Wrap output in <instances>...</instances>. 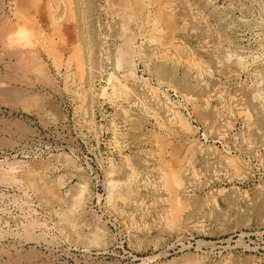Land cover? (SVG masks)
Returning a JSON list of instances; mask_svg holds the SVG:
<instances>
[{"label": "rangeland", "instance_id": "374dc122", "mask_svg": "<svg viewBox=\"0 0 264 264\" xmlns=\"http://www.w3.org/2000/svg\"><path fill=\"white\" fill-rule=\"evenodd\" d=\"M36 2L0 0L37 27L0 50V264H264V0Z\"/></svg>", "mask_w": 264, "mask_h": 264}, {"label": "bare ground", "instance_id": "6f19581e", "mask_svg": "<svg viewBox=\"0 0 264 264\" xmlns=\"http://www.w3.org/2000/svg\"><path fill=\"white\" fill-rule=\"evenodd\" d=\"M19 1V0H18ZM38 2L40 0H37ZM14 2V1H13ZM21 2V1H20ZM24 3L31 5L33 7H36L38 9V5L36 0H23ZM15 3V2H14ZM40 3V2H39ZM20 5V4H18ZM15 6V5H14ZM16 7V6H15ZM18 7V6H17ZM14 8V7H13ZM20 9V8H19ZM27 8H25L26 10ZM36 9V11H37ZM40 9V8H39ZM38 9V10H39ZM15 10V9H14ZM24 10V9H23ZM30 11V9H28ZM32 10V9H31ZM34 10V9H33ZM15 12V11H14ZM26 12V11H25ZM44 12V11H43ZM31 13V12H30ZM33 13V12H32ZM37 13V12H36ZM19 14V13H17ZM23 14V13H22ZM35 15V14H34ZM33 15V16H34ZM1 16V15H0ZM3 16V15H2ZM1 16V17H2ZM47 16V15H46ZM0 17V50L3 52V54H6L9 59H20L22 57H25L26 54L30 55L29 53L32 51V48L34 47L32 44V36L34 33V30L37 29V27L34 29L33 24L30 22H27L29 20H25L22 16L21 13L20 15H16L14 19H9L7 17ZM25 17V16H24ZM34 18V17H33ZM35 20V19H34ZM43 21V20H42ZM63 23V22H62ZM46 24V23H45ZM55 24V23H54ZM64 26V25H63ZM54 27V26H53ZM42 31V30H41ZM48 31V30H47ZM37 32V30H36ZM54 32V31H53ZM65 32V28L61 26L58 27V34H63ZM68 33V32H67ZM72 33V32H71ZM41 35V33H40ZM43 35V34H42ZM62 36V35H61ZM70 36V35H69ZM59 38V37H58ZM50 39V38H49ZM32 40V41H31ZM46 40V39H45ZM61 40V38H60ZM68 40V39H67ZM72 42V41H71ZM54 43V42H53ZM67 43V42H66ZM52 45V44H51ZM50 45V46H51ZM62 45V44H61ZM41 46V45H40ZM49 46V45H47ZM53 46H55L53 44ZM53 46H51L53 48ZM47 48V47H46ZM51 49V51L55 50L54 48ZM63 49V48H62ZM71 49V48H70ZM69 49V50H70ZM35 50V49H33ZM48 50V49H47ZM36 52L38 51L37 49L35 50ZM40 51V50H39ZM68 51V50H67ZM55 53V51H53ZM1 53V52H0ZM2 54V53H1ZM2 57H5L3 56ZM71 54V53H70ZM48 55V54H47ZM60 55V54H59ZM32 56V55H30ZM1 57V56H0ZM33 57V56H32ZM31 57V58H32ZM7 58V57H6ZM27 58V57H26ZM39 58V57H38ZM37 58V59H38ZM37 60L36 58H33ZM34 60V61H35ZM5 61V60H3ZM7 61V60H6ZM5 61V63H6ZM10 61V60H9ZM19 61V60H18ZM29 61V60H28ZM22 62V61H21ZM31 62V61H30ZM29 62V63H30ZM10 63V62H9ZM15 64V62L13 63ZM33 64V63H31ZM17 65V64H16ZM25 65V64H24ZM34 65V64H33ZM23 66V65H22ZM26 66V65H25ZM30 66V64H29ZM13 68V67H11ZM18 68V67H17ZM21 68V67H20ZM15 69V68H14ZM30 70V69H29ZM28 70V71H29ZM26 71V70H25ZM23 70L22 74L23 75ZM27 74V72H25Z\"/></svg>", "mask_w": 264, "mask_h": 264}]
</instances>
